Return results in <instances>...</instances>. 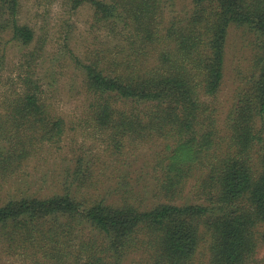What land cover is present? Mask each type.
Returning <instances> with one entry per match:
<instances>
[{
  "label": "trees",
  "instance_id": "trees-1",
  "mask_svg": "<svg viewBox=\"0 0 264 264\" xmlns=\"http://www.w3.org/2000/svg\"><path fill=\"white\" fill-rule=\"evenodd\" d=\"M67 1L0 0V264H264V0Z\"/></svg>",
  "mask_w": 264,
  "mask_h": 264
},
{
  "label": "rangeland",
  "instance_id": "rangeland-1",
  "mask_svg": "<svg viewBox=\"0 0 264 264\" xmlns=\"http://www.w3.org/2000/svg\"><path fill=\"white\" fill-rule=\"evenodd\" d=\"M23 2V10L22 15L25 18H29L35 15L37 12L38 19H35L39 26L43 25L44 29H47L48 32H54L58 28V31L67 32L72 31L73 34L78 36H85L87 35V26L88 20L91 16L90 7L89 5L85 4L77 8L76 10H72L69 6L67 0H65L67 11L63 13L62 9L60 8V4L63 0H21ZM60 8V9H59ZM66 10V9H65ZM38 27V26H37ZM240 30H232L230 35V43H229V52H228V60L227 66H229V70L226 74V83L225 89L222 93L223 98L221 99L222 102L226 103V97L231 92L230 90V83L233 80L234 69L237 66V62L243 58V47H241L243 37H240L241 33L237 32ZM59 34V32H57ZM62 33V34H63ZM245 36V35H243ZM77 37V36H76ZM78 44V42H76ZM16 48H10L8 52V56L15 57L16 55ZM242 57V58H241ZM9 58V59H10ZM236 65V66H235ZM235 67V68H234ZM231 94V93H230ZM65 106H68L67 100L65 96L62 98V102ZM224 104V103H223ZM45 167L43 164L40 166H35V168H28V171L18 185L22 188L23 191L32 193L38 192L43 193L50 190V180L52 179V172L50 171L48 165ZM17 184H15L16 186ZM258 257L261 260H264V246L260 248Z\"/></svg>",
  "mask_w": 264,
  "mask_h": 264
}]
</instances>
